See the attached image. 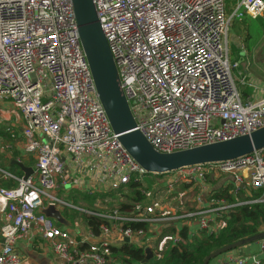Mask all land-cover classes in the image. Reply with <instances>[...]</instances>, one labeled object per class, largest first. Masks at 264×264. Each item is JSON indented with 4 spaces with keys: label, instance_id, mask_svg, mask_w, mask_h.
I'll use <instances>...</instances> for the list:
<instances>
[{
    "label": "built area",
    "instance_id": "obj_1",
    "mask_svg": "<svg viewBox=\"0 0 264 264\" xmlns=\"http://www.w3.org/2000/svg\"><path fill=\"white\" fill-rule=\"evenodd\" d=\"M92 2L136 129L155 151L225 142L264 127V91L243 97L241 89L253 84L245 75H233L238 62L230 63L228 45L231 22L261 17L264 0H240L230 15L225 0ZM0 100L20 112L24 152L36 159L26 179L0 168V182L13 184L0 186V264H20L14 246L32 231L51 244L61 264H109L115 263L111 227L136 249L149 248L156 238L163 250L166 243L180 242L179 229L160 239L163 226L184 221L190 230L215 233L225 226L222 214L228 210L264 203V150L228 163L151 174L161 177L169 196L180 185L205 191L209 177L230 176L234 196L241 187L261 192L244 202L231 204L211 193L206 203L196 195L191 209L179 214L157 213L153 202L123 213L81 208L59 196L64 187L88 195L114 192L142 185L150 175L111 129L79 43L71 0H0ZM50 205L107 223L98 235L88 229L76 238L37 214ZM130 223L147 228H125ZM257 244L258 254L231 252L221 264H264V239Z\"/></svg>",
    "mask_w": 264,
    "mask_h": 264
},
{
    "label": "water",
    "instance_id": "obj_2",
    "mask_svg": "<svg viewBox=\"0 0 264 264\" xmlns=\"http://www.w3.org/2000/svg\"><path fill=\"white\" fill-rule=\"evenodd\" d=\"M80 46L91 72L98 99L105 111L113 133L119 142L147 173L166 174L186 167L222 164L247 157L264 150V127L250 135L225 142L207 144L174 153H159L136 129L127 100L121 91L119 78L108 43L101 31L92 0H71ZM23 179H26L29 172ZM41 214L58 225L74 229L60 210L50 205L39 209ZM264 239V232L222 247L207 256L202 264L226 253L241 252L245 246ZM138 264H148L155 258L149 248Z\"/></svg>",
    "mask_w": 264,
    "mask_h": 264
},
{
    "label": "crops",
    "instance_id": "obj_3",
    "mask_svg": "<svg viewBox=\"0 0 264 264\" xmlns=\"http://www.w3.org/2000/svg\"><path fill=\"white\" fill-rule=\"evenodd\" d=\"M234 5L232 6L233 12L240 0H231ZM264 19V15L261 16ZM231 31V30H230ZM263 37V36H262ZM261 37V38H262ZM261 40V39H260ZM259 40V41H260ZM243 45H241L242 47ZM230 53V48H229ZM236 61L240 65L242 63V59L238 60L237 57L233 58V62ZM240 68V67H239ZM238 74V73H236ZM249 79V78H248ZM250 80V79H249ZM251 84H253V87L248 88L250 91L248 92V96H252L253 98H257L260 95L263 94L264 91V81L262 83L258 81H251ZM24 143L25 139L23 136V119L20 114V112L13 107V105L7 101V100H0V168L10 171L17 177L24 178L25 177V170L29 172V175H32L34 173L35 169V156L31 154H25L24 152ZM28 175V176H29ZM208 182L210 185V188L208 190L202 191L200 188V185H195L191 187L190 189H187V192H192L193 197L196 195H199L204 199V203H206L209 199V196L211 193L214 195H217V192L221 190H228V193L232 196L233 195V188L234 184L232 181V178L230 176H219V177H209ZM0 186H13L10 182H0ZM186 185H180V187H185ZM179 188V187H178ZM64 190H67L66 192ZM62 191V192H61ZM63 193V196L65 195L66 200L71 201L73 204L81 207V208H88L91 206L92 203H87L86 199L83 195L91 198V197H97V195L102 194H94V195H88L86 192L77 189V188H70V187H64L59 188L57 190V193ZM79 195V199L76 200V203L73 202V200L70 198L72 194ZM251 193L253 191L249 188H240L237 195L234 196L238 200L245 201L247 197H251ZM238 197V198H237ZM108 206V205H107ZM101 207L103 210H110L105 205H103L100 200H96L94 203V208ZM92 208V209H94ZM64 211H74V210H64ZM64 211L61 212L64 215ZM175 214H179L177 211L173 210ZM68 221H70L74 229H69L76 238H81L82 236L86 235L88 228L85 226V224H81V226H78L77 222L75 220H71L68 217L64 216ZM4 219L3 216L0 214V225L3 223ZM57 224V223H56ZM58 225V224H57ZM185 226V222L181 221L176 223L175 225L170 226H163L161 229L160 227V233H162V237H167L169 235H175V232L179 229L181 232V226ZM60 226V225H58ZM64 229V226H60ZM186 232H187V239L191 240L198 236L199 231H196V229L190 230V225H186ZM111 232H113L112 236V247L114 248H120L123 244H128L127 240L122 238L121 235H118L115 233L116 229L114 227H111ZM157 229V230H158ZM180 232L178 233V236L180 237ZM157 239H153L151 242V245L149 246V249L152 251L153 255L155 256L154 259H152L148 264H151L152 261L156 260L158 253L162 252V248H158ZM167 244V243H166ZM165 244V245H166ZM164 245V246H165ZM111 247V248H112ZM170 247V246H169ZM16 254L19 257L20 264H61V259L54 253L52 246L50 243L43 240L41 237H39L34 231L31 232L29 238L19 241L14 246ZM146 249V248H145ZM144 251V250H143ZM259 253V247L257 242H254L252 244H249L241 249V252H232L233 255H238L239 257H246L250 255H255ZM144 255V254H143ZM226 256L220 257L218 261L215 262V264H221ZM141 262V261H140ZM134 263V264H138ZM87 264V263H84ZM91 264V263H88ZM109 264H125L123 262H113L112 260ZM213 264V263H211Z\"/></svg>",
    "mask_w": 264,
    "mask_h": 264
},
{
    "label": "trees",
    "instance_id": "obj_4",
    "mask_svg": "<svg viewBox=\"0 0 264 264\" xmlns=\"http://www.w3.org/2000/svg\"><path fill=\"white\" fill-rule=\"evenodd\" d=\"M225 5L226 13L230 14L234 3L231 0H225ZM231 29L237 33H240L241 31L243 32L244 39L242 38V41L244 42V44H247L244 46V48L247 52H250L264 35V19L262 17H259L257 19L244 17L240 20H233L231 22ZM238 48L239 47L237 45H233L230 47L231 59L237 57L238 60H243V58L238 55L240 51ZM242 95L243 97H247L248 92L245 90L242 92ZM141 186L142 185L140 184L135 185L133 183H130L129 185L124 187L126 189H129V191L131 192V196L129 197L130 203H120L118 206L119 211L123 213H130L135 209L133 204L131 205V203H139L144 199V195L138 189V187ZM186 187L187 186H185V188ZM112 194V192H109L105 195H97V197L89 198L85 195H83V197L87 198V203H95L96 200L99 199L103 205L110 209L109 205L105 203V199L110 197V195ZM260 195L261 192L253 191V193H251V197H247L246 200L251 198H258ZM70 198L74 203H76V200L79 199V195L73 193ZM215 198H225L231 204L235 203L238 200L234 196L230 195L228 193V190H221L217 192ZM65 212H67L64 213V216L66 217L72 215V212L79 214L85 226L89 230H92V232L96 235L99 234V226L101 224L107 223L106 221L98 217L85 215L77 211ZM225 213V215L222 214V220H224L225 223V226L222 229L215 233L200 231L198 233V236L191 240L187 239L186 228L184 225H182L180 232V242L176 245L168 247L166 253L167 255L164 259L157 258L156 260L152 261L151 264H202L207 256L214 253L218 249L257 235L262 232V230H264V203L234 207ZM127 227L131 229H146L147 225L143 223H130L125 226V228ZM111 253L112 259L115 262L120 261L125 264H134L142 261L144 258L142 249H136L129 244H123L120 248L112 247ZM226 254L221 255L220 257H223ZM213 260H211L209 264H211Z\"/></svg>",
    "mask_w": 264,
    "mask_h": 264
},
{
    "label": "rangeland",
    "instance_id": "obj_5",
    "mask_svg": "<svg viewBox=\"0 0 264 264\" xmlns=\"http://www.w3.org/2000/svg\"><path fill=\"white\" fill-rule=\"evenodd\" d=\"M232 13V12H231ZM230 13V14H231ZM228 14V15H230ZM264 15V14H263ZM229 32L228 36V45L229 48L231 46H238L239 48V56L243 58L242 63L239 65L238 68L233 70V75L236 73H240L242 75L246 76V79L249 78L251 81H258L262 83L264 81V35L261 38L260 41L256 43V45L252 48L250 52H247L246 49L244 48L245 45L244 42L242 41L244 39V34L241 31L240 33L234 32L232 29ZM243 38V39H242ZM241 45L243 47L241 48ZM245 49V50H244ZM229 61L230 63H233V58H230V53H229ZM236 62V61H234ZM240 67V68H239ZM249 92L250 90L247 89V87H243L241 89V94L243 91ZM149 178H145L143 181V184L141 187H138V189L144 190L145 193L147 194L146 196L144 195V199L139 202V203H131L133 204L134 208L138 209L141 207H144L145 205H149L150 203L155 204L158 207L157 213H161L162 209L164 211H172L173 210L177 211L178 213H181L182 211H188L191 209L192 206V199L193 194L192 192H187L186 188H189L190 186L187 185V187H179L177 188L172 195L169 196V194L165 190L161 188V177L159 176H153V175H148ZM65 192L67 190H64ZM62 192V191H61ZM59 193V196L62 198H65V195L63 196V193ZM113 194L110 195V197L105 199V203L109 205L110 209H118V206L120 203H127L129 202V197L131 196V192L129 189L122 188L119 191H114L112 192ZM107 193H104L102 195H105ZM239 202H244L242 200H237ZM130 203V202H129ZM88 208L92 209L94 208V203L91 204ZM64 213H67L64 211ZM73 214L68 216L69 219L75 220L77 222L78 226H81L83 224V221L81 220L79 214H76L75 212H72ZM74 217V218H73ZM264 230H262L263 233ZM170 246L169 243H167L162 252L158 253L157 255L159 258L164 259L165 256L167 255V250L168 247ZM219 259V258H218ZM218 259L213 260V264H215Z\"/></svg>",
    "mask_w": 264,
    "mask_h": 264
}]
</instances>
